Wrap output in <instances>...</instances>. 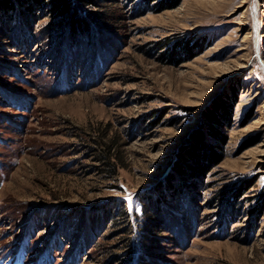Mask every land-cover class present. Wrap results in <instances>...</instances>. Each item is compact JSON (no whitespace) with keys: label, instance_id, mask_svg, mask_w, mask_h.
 Masks as SVG:
<instances>
[{"label":"rangeland","instance_id":"374dc122","mask_svg":"<svg viewBox=\"0 0 264 264\" xmlns=\"http://www.w3.org/2000/svg\"><path fill=\"white\" fill-rule=\"evenodd\" d=\"M23 9L0 11V264H264V0L104 1L75 41ZM209 127L195 184L174 167Z\"/></svg>","mask_w":264,"mask_h":264},{"label":"trees","instance_id":"16d2710c","mask_svg":"<svg viewBox=\"0 0 264 264\" xmlns=\"http://www.w3.org/2000/svg\"><path fill=\"white\" fill-rule=\"evenodd\" d=\"M104 1L109 0H0V11L9 12L18 5L24 8L23 12L27 22L30 20L31 23H37L36 12L34 11L36 9L39 10L44 6H50L51 13L55 15L56 19H58L56 23L49 27L51 32H61L63 26L67 25L68 34H70L73 39L72 41H75L83 36L92 37L97 33L98 28H101V25L110 22L111 18L100 11L103 9ZM0 26H3L1 18ZM0 31H2L1 28ZM231 113L232 108L228 107L221 117L224 118V122L230 121ZM209 118L212 123L221 124V120H219L220 118L216 119L210 114ZM208 131L210 134L209 138L215 141L214 144L207 142L202 138V134H200L199 137L197 136V153H195L194 150L187 151L189 161L193 162L194 166L187 165L181 168L182 165L179 166L180 163L176 161L174 174L177 172L188 178L193 177L195 179L193 182L195 184H200L207 179V176L213 167L220 163L222 158L218 151L223 150L222 144L226 143L227 138L225 134L218 130V128L209 127ZM112 153L113 147L110 145L107 147V151L100 156V160L104 163L106 167L105 170L114 174L116 173L119 164L117 160L112 161ZM240 192L241 191L235 196L237 197ZM103 213H107V215L109 214L107 210H104ZM158 215L159 214L154 212L153 216L157 217ZM153 221L155 222L156 220Z\"/></svg>","mask_w":264,"mask_h":264}]
</instances>
